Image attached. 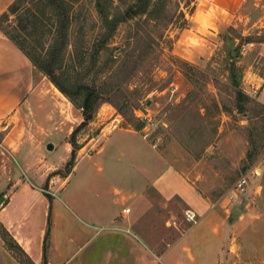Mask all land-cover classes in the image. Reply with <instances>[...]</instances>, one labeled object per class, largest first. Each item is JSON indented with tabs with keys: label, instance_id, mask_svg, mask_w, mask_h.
I'll return each instance as SVG.
<instances>
[{
	"label": "rangeland",
	"instance_id": "1",
	"mask_svg": "<svg viewBox=\"0 0 264 264\" xmlns=\"http://www.w3.org/2000/svg\"><path fill=\"white\" fill-rule=\"evenodd\" d=\"M33 1L0 0V28L24 37L26 8ZM148 1L147 11L137 15L131 11L141 7V0H64L62 4L68 15L66 41L54 54V78L75 103L66 99L72 107L66 115L72 131L81 123L77 107L87 90L97 94L92 121L75 135L72 167L81 148L86 146L80 155L96 151L112 130L136 132L204 200L231 207L229 221L242 214L254 216L256 200L264 195L256 173L264 164V0ZM47 3L43 0L38 12ZM13 4L17 8L11 14ZM26 42L36 44L44 54L51 47L52 34L37 37L36 43L31 38ZM55 93L62 97L57 89ZM49 100L51 106L57 105L51 116L53 110L59 114L57 100L53 95ZM24 120L7 116L0 122V207L11 193L5 185L15 167L9 153L13 142L34 137V129ZM5 136L7 144H2ZM69 139L70 135L55 142L62 146ZM44 145L31 144L34 170L20 183L37 184L45 201L51 202L49 179H62L70 172L73 148L69 145L67 158L60 159L64 156L60 149L47 152ZM22 147L24 151L25 144ZM50 160L56 169L48 175L45 163ZM240 179L246 180L243 191L236 187ZM17 200L22 202L20 213L25 211L34 224L44 218L45 208L50 212L39 198ZM153 206L145 220L152 225L151 239L160 243L157 252L193 225L185 220V211L192 208L179 197L166 202L155 197ZM0 239V264H30L14 242L5 243L1 235ZM88 249L87 245L79 256L81 264H135L129 241L120 236L103 241V255L94 247L86 255Z\"/></svg>",
	"mask_w": 264,
	"mask_h": 264
},
{
	"label": "crops",
	"instance_id": "2",
	"mask_svg": "<svg viewBox=\"0 0 264 264\" xmlns=\"http://www.w3.org/2000/svg\"><path fill=\"white\" fill-rule=\"evenodd\" d=\"M41 75L0 31V122L7 116L22 118L34 129V137L13 142L15 147L9 152L15 167L7 177L5 191L11 193L0 207V224L32 264H81L79 256L87 245L86 255L91 247L103 255V241L114 236L129 241L135 264H157V258L160 264H264V195L263 200H256L254 216L242 214L229 221L231 207L204 200L136 132L116 128L104 137L96 151L80 155L86 146L81 148L64 178L49 179L51 202L45 201L37 184L20 183L23 175L34 170L31 144L45 143L48 152V143L53 141L52 151L60 149L64 155L60 159L67 158L70 152L69 142L58 146L55 140L65 139L73 132L66 117L72 107L60 92L62 97H57V88L41 79ZM51 95L59 103L60 115L54 110L50 114L51 108H57L51 106ZM77 112V120L82 122L81 111ZM8 136L2 144H7ZM45 164L48 175L55 171L52 160ZM256 173L261 177L257 187L264 193V164ZM24 196L46 202L50 212L45 208L39 223L34 224L25 211L20 213L22 202L17 199ZM155 197L165 202L179 197L197 216L196 224L157 252L160 243H155L156 237L151 239L152 225L145 220ZM125 209L129 212L125 213Z\"/></svg>",
	"mask_w": 264,
	"mask_h": 264
},
{
	"label": "trees",
	"instance_id": "3",
	"mask_svg": "<svg viewBox=\"0 0 264 264\" xmlns=\"http://www.w3.org/2000/svg\"><path fill=\"white\" fill-rule=\"evenodd\" d=\"M43 0H35L33 1L31 8H26V12L28 14V18L26 19V23L23 28L25 31V35H14L9 31H5L0 28V31L10 40L13 44L25 55V57L29 60V62L37 69L40 73H42L45 77L49 79V81L57 88V90L63 94L71 104L75 106V103L71 97V95L58 84V82L54 78V54L59 52V49L65 47L66 41V23L68 20L67 9L61 8L64 0H48L47 4H44L41 8L42 11H39V7ZM142 4L141 7L131 11L132 15L137 14H144L147 11V6L149 5L148 0H141ZM17 5L13 4L9 7V12L15 13ZM61 9L63 12H61ZM4 20L8 21V14H4ZM130 16V15H129ZM40 24V27L38 26ZM47 24L49 29H46ZM52 26L54 28L52 29ZM45 29V30H44ZM44 34H52V44L44 54L39 52L36 44H27V39H33V42L43 36ZM58 46V48H55ZM97 94L96 92L88 89L87 93L85 94L81 105L77 108L81 110L82 115V122L70 135L69 144L72 146L73 150L71 152V161L69 162L68 166L72 167V161L74 160V152H75V135L79 128L85 126L87 123L92 121V112L94 106L96 104ZM49 222V220H48ZM0 235L1 238L5 243L7 240L12 242L13 239L7 233V231L0 225ZM15 243V242H14ZM16 247L21 251V248L15 243ZM10 249V248H9ZM44 252L46 247L43 248ZM30 264L31 261H29Z\"/></svg>",
	"mask_w": 264,
	"mask_h": 264
},
{
	"label": "built area",
	"instance_id": "4",
	"mask_svg": "<svg viewBox=\"0 0 264 264\" xmlns=\"http://www.w3.org/2000/svg\"><path fill=\"white\" fill-rule=\"evenodd\" d=\"M245 185H246V180L245 179H240L237 182L236 187H238L239 191H243ZM230 198H232V197H230ZM128 212H129V209H125V213H128ZM185 220H186V222H189V223H191L193 225L196 224L197 223L196 214L192 210H186L185 211ZM171 224L175 226L176 222L173 221ZM157 263L160 264V259L159 258H157Z\"/></svg>",
	"mask_w": 264,
	"mask_h": 264
},
{
	"label": "water",
	"instance_id": "5",
	"mask_svg": "<svg viewBox=\"0 0 264 264\" xmlns=\"http://www.w3.org/2000/svg\"><path fill=\"white\" fill-rule=\"evenodd\" d=\"M52 148H53V147H52L51 144H49V145L47 146V149H48V150H52Z\"/></svg>",
	"mask_w": 264,
	"mask_h": 264
}]
</instances>
